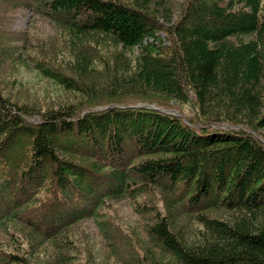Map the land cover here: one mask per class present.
<instances>
[{
    "label": "trees",
    "instance_id": "trees-1",
    "mask_svg": "<svg viewBox=\"0 0 264 264\" xmlns=\"http://www.w3.org/2000/svg\"><path fill=\"white\" fill-rule=\"evenodd\" d=\"M25 6L54 24L51 41L68 50L69 75L37 62L43 78L83 100H194L203 124L134 102L35 111L0 89V230L11 241L28 233L27 251L0 248V264H33L44 244L68 247L65 231L105 201L151 188L169 196L168 215L154 214L147 228L160 249L155 263L264 264V135L252 134L264 130V0H183L175 21L165 0ZM160 32L168 45L159 47ZM47 41L38 43L42 56ZM8 43L0 41L1 65L25 61ZM102 51L111 60L101 63ZM96 61L113 64L104 84Z\"/></svg>",
    "mask_w": 264,
    "mask_h": 264
},
{
    "label": "rangeland",
    "instance_id": "rangeland-1",
    "mask_svg": "<svg viewBox=\"0 0 264 264\" xmlns=\"http://www.w3.org/2000/svg\"><path fill=\"white\" fill-rule=\"evenodd\" d=\"M122 1L129 2V0ZM19 2L20 5H18ZM28 3H31V0H16L11 5L0 7V33H4L0 36L3 38L0 41L6 39L9 46L16 48L14 59L19 55V59L25 60L22 63L16 62L17 59L3 62L4 65L0 63V89L11 101L32 106L35 111L73 105L79 112L134 102L135 107L165 111L182 118L190 125L203 124L197 115L194 100H189L188 104H181L166 98L145 101L133 99L134 96L131 95H124L113 99L102 94L96 96L97 99L83 100L84 95L64 91L54 82L43 78L36 69L37 62L57 67V70L64 71L63 74L68 76L69 71L63 66H66L64 63L69 58V54L62 42L51 41V37L55 35L54 24L48 18L36 14L31 8L25 6ZM165 3L170 9V18L175 21L183 0H165ZM166 21L164 17L158 18L161 28L164 29L167 26ZM163 33L160 32L157 35L159 47L169 43ZM23 35H25L24 38L19 37ZM48 39L53 44L47 47L45 55L42 56L37 50L38 43ZM50 41L47 43L49 44ZM26 50H28L27 54L24 53ZM98 58H101V63L107 62L111 60L112 55L102 51L98 54ZM103 65L99 66L97 61L94 65L96 71L93 72V76L100 84H104L106 74L112 70L111 66H113V64L104 65L105 68L101 71ZM37 120V115L28 119L29 122L34 123ZM221 127L226 128L227 125ZM255 133L252 134L261 141L264 130L260 129ZM168 200L169 196L152 188L147 193L136 196L107 200L100 208L98 216L82 220L65 231L63 237L67 238L68 247L65 242L60 249L49 243L44 244L39 250V256H36L32 263L51 264L54 262L53 257L57 258L59 255L62 264H157L152 260V255H159L160 249L148 235L147 228L153 222L154 214L168 215L166 210ZM191 225L192 228L197 226L195 223ZM10 234L0 230V248L5 249L4 251L26 252L25 241L28 233L22 232L23 239L15 234L12 241L9 238ZM15 239L20 240L15 241Z\"/></svg>",
    "mask_w": 264,
    "mask_h": 264
}]
</instances>
